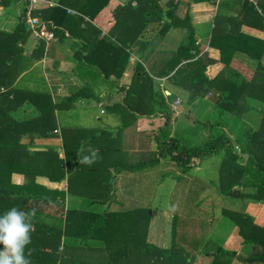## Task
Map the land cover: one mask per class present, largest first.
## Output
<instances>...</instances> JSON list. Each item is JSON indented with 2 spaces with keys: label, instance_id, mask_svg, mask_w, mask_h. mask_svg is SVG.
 I'll use <instances>...</instances> for the list:
<instances>
[{
  "label": "trees",
  "instance_id": "trees-1",
  "mask_svg": "<svg viewBox=\"0 0 264 264\" xmlns=\"http://www.w3.org/2000/svg\"><path fill=\"white\" fill-rule=\"evenodd\" d=\"M109 1L53 0L56 2L55 5L46 6L36 12L40 13L42 20L50 26L54 34L68 31L70 37L79 42V48L74 52L76 57L85 63L96 65L107 77L114 74L118 80L128 60V52L122 45L123 39L119 30L133 23L129 22L130 17L123 21L114 10L111 11L112 17L107 18L106 22L99 21L98 17L107 9ZM145 1L155 5L158 2ZM199 1L210 0H194ZM28 3V0H0L3 14H9L15 21L9 30L0 28V87L8 84L7 82L14 79L22 69L23 51L30 37L26 23L22 19V12ZM19 4L23 8L21 13L17 10ZM67 8L75 9L77 14H68ZM157 8L159 10L162 7L158 5ZM175 10L176 6L172 5L171 9L166 11L172 16V20L175 18ZM239 14L242 15L239 23L235 22L232 25L227 21L235 18L225 17L226 26L219 39L223 44L221 48L243 52L255 62L251 77L246 78L238 70L226 65L211 79L204 75V69L197 70L196 73L190 74L189 86L200 78L196 82H199L201 89H213L218 94L216 103L220 108L231 109L237 114H241L237 111L245 110L248 114L247 119H250L249 114L252 113L256 117L250 121L257 120V128H253L246 120H240L243 131L238 135L234 134L233 130H229L230 135L223 130L217 133L216 130L212 131L215 134L210 133L207 141L200 146L195 148L183 146L176 135L166 136L169 125L167 114L151 113L154 112L152 109L154 92L150 85L147 95L140 94L137 98H130L132 90L141 88L137 87L138 83L143 85L144 79H149L139 62L135 67L133 82L124 86L123 98L110 109L114 112H146L154 130L153 138L156 142L154 159L169 158L170 163L178 169L186 171L195 168L199 166L204 155L222 151L217 183L218 194L234 199L251 198L254 201H263L264 39L240 29L236 30V27L245 24L263 30L264 0L257 4L243 1ZM172 20L170 24H174ZM146 22L147 20L144 24ZM82 24L84 26H81ZM100 29L106 32L101 38L98 37ZM101 44L108 47L111 45L114 50L104 54L101 51ZM119 54L123 57L120 65L116 61ZM104 56L107 65L101 64ZM201 81H205L206 84L201 85ZM201 93L203 95V92ZM25 97L32 103L31 99L35 95L30 93L27 96L25 94L19 96L14 93L10 98L8 92L0 91V215L12 207L29 213L35 210L32 217L35 231L31 234V243L25 249L26 255L28 249H32L30 256L32 264H133V259H137L135 262L144 260L147 264H193L195 255L188 256V251L184 249L185 246L181 244L180 239L167 248L146 241L150 208L121 211L110 208L113 204L112 170L129 168L120 160L119 150L113 147L116 143L113 138L108 136L107 143L98 148L97 141L106 139L102 133L94 135L90 130L64 128L63 158L49 146L45 150H33L30 147L34 145L36 139H46L54 135L52 131L56 127L55 119L50 108L48 110L42 108L40 114L30 118L18 119L11 115L13 113L11 111L17 109ZM255 103H261L263 107L257 109ZM34 104L38 105L37 102ZM247 109L253 112H246ZM151 114L154 116H150ZM241 155L246 157L242 163L239 161ZM85 156L92 162H83ZM102 173L107 175L104 176ZM64 181L68 185L67 192L70 195H80V199L88 197L91 202L106 205L105 208L100 210L84 208L83 204L75 203L73 198L69 201L65 190L62 189ZM243 184L250 186L251 191L242 193L234 188ZM99 187L105 188V194H98ZM235 211L231 213L229 209L222 208L221 215L233 219L239 246L233 247V244V248H228L223 244H217L213 247L215 249L212 247L203 249L208 250L206 254L209 256H212L211 252L214 253L211 264H232L234 260L243 263L260 258L253 248L259 246L264 249V240L258 234L264 226L259 227L254 218L247 213ZM46 217L55 220L47 221ZM173 234L174 238L179 237L176 227ZM239 250H243V253Z\"/></svg>",
  "mask_w": 264,
  "mask_h": 264
},
{
  "label": "crops",
  "instance_id": "crops-1",
  "mask_svg": "<svg viewBox=\"0 0 264 264\" xmlns=\"http://www.w3.org/2000/svg\"><path fill=\"white\" fill-rule=\"evenodd\" d=\"M243 1L246 0H220L218 3L215 0L199 2H194V0H158L156 6L145 0H110L107 9L98 17L99 21L106 22L107 18L112 17L111 11L114 10L123 21L126 17H130L129 22L133 23L119 30L120 37L123 39L121 40L122 45L128 52V60L118 80L114 74L107 77L96 65L85 63L76 57L74 52L79 48V42L72 39L68 31L54 34V38L50 40L36 38L29 31L30 37L23 51L22 69L14 79L7 82L8 84L2 85L0 91L8 92L10 98L14 93L19 96L24 94L27 96L30 93L35 95L31 99L32 103L28 102L29 99L25 97L22 101L20 100L22 103L18 108L11 111L13 112L11 115L18 119L36 116L42 112V108L45 110L50 108L53 112L56 126L52 131L54 135L46 139H36L34 145L30 147L33 150L36 149L35 147L45 150L49 146L59 153V157H64V128L90 130L92 133L94 132V135L102 133L106 139L97 141L98 148L107 143L108 136L113 138L116 142L113 147L119 150L120 160L129 168L112 170L111 188L115 206L110 208L114 211L147 208L139 207L140 202L138 201L129 203L130 199L128 198L130 196L124 193L123 186L131 179L148 181L152 171L154 172L152 175L154 180H152L155 183L165 179L162 176L168 173H177L175 174L176 178H180L179 175L183 169L173 166L169 158L154 159L156 153V148L152 147V145L154 146L153 141H155L153 138L154 130L146 112H114L111 107L123 98L124 86L133 82L135 67L139 62L144 67L149 79L145 78L143 85L136 81L137 87L141 88L132 90L133 93L130 94V98H137L140 94L147 95L146 93L149 92L148 85H150L154 92L152 104L154 112L151 113H166L169 119L166 132L167 130L172 131L173 121L176 122L178 119H170L171 113L169 114V112L174 111L169 102L177 98L179 104L181 103L179 96L174 95L172 91L183 92L186 88V94L192 96V94H196L193 90L198 87L197 85H200L199 82H196L200 79L198 78L189 86L190 74L204 69V75L211 79L226 65L239 72L241 69L253 71L255 62L252 59L238 50L221 48L223 44L219 39L223 35V28L226 26L224 22L226 16L235 18V20L227 21V23L231 25L235 22L239 23L242 16L239 11ZM259 1L257 2L259 3ZM49 2L50 0L28 3L24 12H22L23 8L19 4V10L24 16L27 7L31 5V15L42 20L40 13L36 10H42L46 6L56 4L55 2L50 5ZM247 2L252 3L249 0ZM158 5L162 7L159 10ZM172 5L176 6L174 13L176 19L173 17L174 20L166 12L171 9ZM0 9L3 12L1 7ZM67 13L75 15L77 11L67 8ZM146 20L147 22L144 24ZM171 20L174 21V24H170ZM91 24L94 23L91 22ZM47 26L53 32L48 24ZM239 29L264 39V29L260 30L245 24L236 27V30ZM114 32L116 33V31ZM104 34L106 32L100 29L98 37L101 38ZM112 37L110 38L112 39ZM113 39L115 38L113 37ZM111 50H114L111 45L108 47L101 44V51L104 54L107 52L109 54ZM83 51L85 52L84 48ZM116 57V61L120 65L123 57L120 54ZM103 59L101 64L107 65L105 56ZM181 63L189 65L183 72L185 77L174 72V70L179 71L182 66ZM114 67L118 69L117 66ZM152 69L166 73L156 74ZM89 75L94 76L93 79L96 80V83L88 78ZM159 79L162 80L161 83L156 81ZM201 83L206 84L205 81H201ZM92 84L98 85V90H94ZM198 89L203 92V95L201 93L202 99L208 100L207 96H209L210 90L205 88L203 90L199 87ZM215 94L217 93L215 92ZM193 96L190 98L193 100L189 105L198 99V97ZM127 99L131 101V99ZM33 102H37L38 105ZM152 114L150 116L153 117ZM228 126L222 127V130L228 133ZM212 130L213 128L210 126L209 132ZM167 133L166 136L168 137L173 135L170 132ZM131 139H135L137 145L130 141ZM142 140L145 145L141 146L139 142ZM149 167L153 168L148 169ZM102 174L107 175L106 173ZM156 174L161 175L157 177ZM63 184L62 189L65 190L69 201L73 198L75 203L83 204L84 208L90 207L99 210L105 208L106 205L91 202L88 197L87 199L84 197L80 199V195H70L67 192L69 189L66 181ZM93 190L96 191V189ZM98 192V194H105V188L99 187ZM150 205H152L151 202ZM248 209L251 210L250 207H247L245 211H249ZM150 210L151 216L146 241L154 244L149 238L150 228H152V214L154 213L152 207ZM254 211L256 210L253 209ZM249 213L252 212L249 211ZM258 213L263 219L254 222L262 225L264 224V205L258 207Z\"/></svg>",
  "mask_w": 264,
  "mask_h": 264
},
{
  "label": "rangeland",
  "instance_id": "rangeland-1",
  "mask_svg": "<svg viewBox=\"0 0 264 264\" xmlns=\"http://www.w3.org/2000/svg\"><path fill=\"white\" fill-rule=\"evenodd\" d=\"M19 8L18 5L17 10L20 13L21 10H19ZM14 23L15 21H13L11 16L6 13L3 14L0 9V28L9 30ZM180 65L182 66L177 73L180 74V76L182 74V76L185 77L183 72L189 67V65L183 63ZM152 71L156 74L166 73L165 71H160L158 69H152ZM175 71L176 70H174V72ZM240 72L246 76V78H250L252 75L251 72L253 71H251V69H241ZM93 77V75L88 76L91 81L94 80ZM156 81L158 83L162 82L160 79ZM94 83H96V80H94ZM198 87L200 88L199 85ZM198 87L193 90L196 94H192V96L194 95L193 97H198V99L192 105H189V103L193 98L191 100L190 98L192 96L186 94V88L183 92L172 91L174 95H177V97L179 96L182 103L178 104L176 109L173 108L175 106L174 100L169 102V105H172L173 108L171 109L174 111L169 112V114L171 113L170 119L178 120L176 122L173 121V130H167V132L176 135L181 140L183 146L195 148V146L204 144L210 137V133H212V135L215 134L214 132H209L210 125L213 128L212 131L217 130V133L222 131V128L217 125H224V128H226L227 125H230L228 126V129L235 131L234 134L236 135L243 131L240 120H246V122H250V124L253 125V128H257L258 121H250V119L253 120L256 117L252 115V113L249 114L250 119H247L246 117H248V114L245 113V110L237 111L241 112V114H237L231 109L220 108L216 103L218 94H215L213 89H208L210 90V94L207 96L208 100H203ZM92 88L98 90L99 86L92 84ZM241 102L243 101L241 100ZM254 106H256L257 109L263 107L261 103H255ZM248 111L253 112L247 109L246 112ZM130 141H133L134 144L137 145L135 139H131ZM153 142L154 146L152 145V147L155 149L156 143L155 141ZM139 143L141 146L145 145L143 140ZM35 148V150H41L40 147ZM222 157V151L204 155L200 159L199 167L197 166L195 168L187 169L186 171L181 170V174L179 175L180 178H176L175 174L177 173H168L162 176L165 179L155 183L152 178L154 173L152 171L148 181L131 179L125 186H123L124 193L130 196L128 198L130 199L129 203H136V201H138L140 202L139 207L153 208L152 228H150L149 233L151 242L158 247L164 248L168 246L170 247L174 241L180 239L181 244L185 246L184 249L188 251V256L195 255L192 260L193 264H211L214 253L211 252L212 256L207 255L206 252L208 250L203 251L205 248H213L217 244H223L228 248L239 246L237 244L239 238L234 221L233 219H228V217L221 215L222 208L229 209L231 213L236 210L235 213L240 212L241 214H248L250 211L252 213H249L248 215L252 216L254 221L263 219L260 213H258V207L260 208L261 205H264V200L254 201L251 198L234 199L233 197L218 194L217 183ZM245 158V155H241L239 161L242 163L245 161ZM151 168L153 167H149L148 169ZM160 175L161 174H156L157 177H160ZM234 188L239 189L242 193L251 191V187L246 186L245 184L238 187L235 186ZM150 202L152 205H150ZM112 206H115V204L113 203ZM247 207H250L252 211L248 209L249 211L246 212L245 209ZM253 209L256 211L253 212ZM45 220L54 221L55 219L52 217H46ZM257 225H259V227L264 226V224L261 225L260 223H257ZM174 227L178 230L179 237L176 236V238H174ZM258 234L259 237L264 240V229L259 230ZM223 240H225V243ZM61 248L62 246L59 247V250ZM253 250L257 252V256L260 258H255L254 260H249L243 263L234 260L232 264H264V258H262L264 257V255H262L264 249L256 246ZM240 252L243 253V250ZM135 261H137V259H133V264H139V262H141V264H147L144 260H138L139 262Z\"/></svg>",
  "mask_w": 264,
  "mask_h": 264
},
{
  "label": "clouds",
  "instance_id": "clouds-1",
  "mask_svg": "<svg viewBox=\"0 0 264 264\" xmlns=\"http://www.w3.org/2000/svg\"><path fill=\"white\" fill-rule=\"evenodd\" d=\"M83 162L92 161L85 156ZM34 215L35 210L29 213L17 207L0 215V264H32V249H28L27 255L25 249L31 243V234L35 231L32 223Z\"/></svg>",
  "mask_w": 264,
  "mask_h": 264
},
{
  "label": "built area",
  "instance_id": "built-area-1",
  "mask_svg": "<svg viewBox=\"0 0 264 264\" xmlns=\"http://www.w3.org/2000/svg\"><path fill=\"white\" fill-rule=\"evenodd\" d=\"M29 3H34V2H39V1H44V0H28ZM216 2L220 0H215ZM253 4H257V0H249ZM53 0H50L49 4H54ZM31 9L32 6L29 5L26 9V12L24 16H22V19L26 23V27L31 33L33 34L34 37L39 38V39H45V40H50L54 38V33L48 29V26L45 22L40 20L38 17L32 16L31 15ZM175 106L173 107L174 109L177 108V105L179 104V100L176 98L174 100Z\"/></svg>",
  "mask_w": 264,
  "mask_h": 264
}]
</instances>
